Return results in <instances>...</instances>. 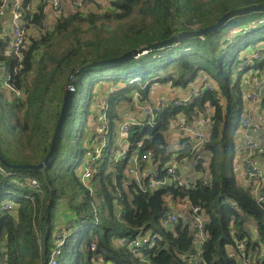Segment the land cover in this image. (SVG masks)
Returning <instances> with one entry per match:
<instances>
[{
    "label": "trees",
    "instance_id": "16d2710c",
    "mask_svg": "<svg viewBox=\"0 0 264 264\" xmlns=\"http://www.w3.org/2000/svg\"><path fill=\"white\" fill-rule=\"evenodd\" d=\"M32 1L23 0L25 27L29 36L33 30L38 34L28 36L29 49L21 56L13 52L12 37L3 32L0 22V155L12 165L43 162L76 70L182 32L202 30L231 10L264 5V0H104L94 3V11L56 16L44 32L42 20L49 4L42 0L36 8H28ZM261 13L235 17L203 38H188L120 65L80 73L53 165L39 171L4 167L5 174L0 172V204L10 201L14 208L0 213V257L4 263L50 264L59 240L54 237L64 233L57 264H193V256L198 254V231L191 225V207L196 206L202 209L205 240L201 258L206 264H238L236 254L243 245L259 262L264 254V204L257 203L252 182L239 181L233 160L239 154L238 131H247L244 120L255 116L252 121H256L259 115L264 119V96L260 112L250 114L241 83L251 71H264V53L261 59L250 62L251 52L239 58L243 51L250 47L257 50L264 41V20L245 23L246 18ZM235 30L238 33L233 35ZM241 60L248 63L238 69ZM100 69L117 74L100 82L96 76ZM202 76L215 90L201 86ZM85 87L87 98L83 101ZM174 89L187 91L188 98L168 99L164 95ZM161 97L167 102L154 118L143 116L136 108L135 104L154 105ZM176 100L181 104L175 105ZM80 110L90 118V125L87 150L76 154L84 134L75 131ZM207 113H212L214 120L210 140L193 152L179 147L174 158L172 129L182 122L192 126ZM123 122L134 123L127 154H123L126 141L120 136ZM104 125L106 145L97 157ZM135 151L140 158L150 154L149 169L158 180L171 181L169 166L178 167L177 163L187 160L195 162L194 168L209 183L197 180L191 187L173 183L144 192L128 174ZM75 156L81 159L76 161ZM87 157L94 171L84 184V167L76 169ZM31 179L39 188L28 185ZM167 197L187 202V217L180 215L177 206H169ZM63 202L71 215L68 219L65 213L56 227ZM170 214L179 216L173 227L164 225ZM253 227L257 236H253ZM146 234L150 240L144 242ZM134 248L143 253L145 262L135 256Z\"/></svg>",
    "mask_w": 264,
    "mask_h": 264
},
{
    "label": "built area",
    "instance_id": "2783aa9c",
    "mask_svg": "<svg viewBox=\"0 0 264 264\" xmlns=\"http://www.w3.org/2000/svg\"><path fill=\"white\" fill-rule=\"evenodd\" d=\"M41 0H33L32 4L34 2L39 3ZM72 3V6L75 11L83 13L85 8L88 7L91 4L92 0H70ZM50 6L53 8V11L55 12V15L57 17H62L67 14L66 8L63 5L64 0H49ZM30 4L28 8H35V6ZM10 8L11 9V33H12V50L15 54L18 56H21L24 51H27L29 49V33L26 30L25 27V13H24V2L23 0H2L0 3V19L4 16L6 10ZM50 29V23L46 14V10L44 11V18L42 20V30L44 32L48 31ZM238 33L237 30L233 31L232 34L236 35ZM264 53V45L257 48V50L253 53V55L248 59L250 62L251 60H259L263 56ZM248 62L243 60L238 63V69L244 67ZM249 76L251 78V86L249 92L246 94L247 102L250 104L251 108L257 107L260 109L261 101L264 96V71H251L249 73ZM200 84L204 89L207 90H215L214 85H212L208 79L205 76L201 77ZM195 92H192L191 94H194ZM134 98H137V94L134 96ZM166 99L164 97H161L158 99V101L154 105L150 104H135L137 110H139L143 116L145 117H151L154 118L155 114L160 112L163 107L166 104ZM106 103L105 98L101 102V109L105 110L104 104ZM175 105H180L181 103L179 101H175ZM264 119L262 116H258L256 121H252L251 119H245L243 122V126L245 130H249L257 125H264ZM134 123L130 122H123L120 127V136L123 141H126V145H124L123 148V154H127L129 152L128 147V136L131 126ZM214 125L213 120V114L207 113L199 117L195 123L192 126H186L184 122L180 123L176 126L178 133L180 134V149L186 150V151H194V150H200L209 140H210V134L211 130ZM105 125L101 128L102 133L100 135L99 141H98V151H97V157L101 155L102 149L106 145V135L103 132L105 129ZM259 148L256 143L253 141H247L239 146V154L243 159L245 160L246 164V170L248 179L253 183L254 186V194L255 198L258 204H264V190H261L264 184V171L253 162L254 156L257 155L259 152ZM138 152L135 151L132 153V164L128 169V174L132 178H134L139 184L140 189L144 192H147L148 190H156L158 188H163L166 185H171L173 183H176L179 187H191L195 183V181H190L186 178H184L180 172L178 171V167L176 164H172L169 166L168 174L171 181H161L155 178V172L150 170V164H151V158L150 154H146L143 157H139ZM143 169V172L141 170ZM94 171L93 164L89 161L86 164V167H84L83 173H82V182L86 184L88 182V179L92 177ZM0 172L2 174H5L4 166L0 163ZM142 177H145L144 179H148V185H146ZM201 180H204L205 184L207 185L209 182L206 180V178H203ZM23 185V184H21ZM29 186L32 188H39V185L35 179L29 180L28 183ZM173 199L172 197H167L166 202L170 206L168 200ZM189 205L186 202V204L183 207H180L179 209H189ZM13 205L10 201H3V203L0 204V213L2 212H11L13 211ZM92 213V212H91ZM191 213H192V228L194 230L198 231V234L196 235L197 239V248L196 251L198 254L193 256L192 262L193 264H206L205 261L201 258V246L202 243L205 240L204 236V221L202 218V209L200 206L191 207ZM94 216V214H93ZM95 217V216H94ZM179 222V216L176 214H170L166 217L164 221V225L168 227H173L177 225ZM66 238V235L64 233H60L58 237V241L55 242L54 248L52 250L51 258H50V264H57V260L61 254V248L64 244V240ZM94 249V248H92ZM132 252L135 254V256L140 257L142 261L145 262V257L141 251H138V249L134 248ZM238 264H264V254L261 255V260L259 262L255 259V254L251 251L245 250V246H241L239 248L238 252ZM0 264H5L2 260V257H0Z\"/></svg>",
    "mask_w": 264,
    "mask_h": 264
},
{
    "label": "crops",
    "instance_id": "0c3cea01",
    "mask_svg": "<svg viewBox=\"0 0 264 264\" xmlns=\"http://www.w3.org/2000/svg\"><path fill=\"white\" fill-rule=\"evenodd\" d=\"M43 1L46 2V4H49L47 7L46 14H47L49 22L51 23V21H55L56 19L55 12L53 11V8L50 6L49 0H43ZM107 1L110 2V0H106V2ZM40 2L39 3L35 2L34 4L35 8L40 4ZM95 2L103 3L104 0H92L91 4L85 8L84 13H88L90 11L96 10L97 5H94ZM63 5L66 8L67 14L75 13V10L70 0H64ZM0 21L2 23L1 27L3 29V32L8 33L12 37L11 28H10L11 27V9L10 8L6 10L4 16L0 19ZM250 52L252 53L253 50H251ZM243 57H246V55L241 56V58ZM242 88H243L244 95L246 96V94L250 90V80L247 76L245 77V82L242 84ZM186 92L187 91H183L180 89H176V90L174 89V90H169L168 92H164V95H166L168 99H172L174 97L185 99V98H188V95H186ZM246 110L247 112L253 115H256L257 113L260 112V109L257 107H253L252 109L248 102H246ZM124 112L125 111L122 110L123 114ZM254 119H255V116L254 118H252V120ZM171 134L174 135L176 139H178V143L181 142L180 134L177 132L176 126L172 129ZM247 141H253L254 143H257L260 146V151L257 153L256 156H254L253 162L259 167L264 168V156L262 155L264 153V127L257 128L254 130L238 131L237 151H238L239 146ZM180 163H185L182 169H180L179 167ZM177 164H178L179 172L184 178L190 181H197V180H201L204 178L203 173L196 171L191 161L189 162L187 160H184L183 162H179ZM233 165H234V171L236 172L239 181L242 183L247 182L249 185V182L251 181L248 179L246 164H245V160L243 159V157L237 154V156L233 160ZM261 190H264V184ZM168 202L170 206L173 205L172 207H174V205L177 206V209H179L180 207H183L186 204L185 201L175 202L173 199H169ZM66 209H67L66 204L64 202L62 204L60 203V208L58 210V213L56 215V220H55L56 227L60 226L61 223L63 222L65 213H68V219L70 218L71 214ZM256 231H257L256 227H253L252 228L253 236H257Z\"/></svg>",
    "mask_w": 264,
    "mask_h": 264
},
{
    "label": "water",
    "instance_id": "95a60500",
    "mask_svg": "<svg viewBox=\"0 0 264 264\" xmlns=\"http://www.w3.org/2000/svg\"><path fill=\"white\" fill-rule=\"evenodd\" d=\"M257 12H264V5H251L248 7L231 10V11L225 13L219 19V21L216 24L208 26L202 30L191 31V32H182L178 35L171 37L170 39H168L164 42L154 43V44H151L145 48H140L138 50H133V51L127 52L118 58H111L108 60L93 62L91 64H88V65L82 67L80 70H76L73 81L68 85L66 93L64 95L63 105H62L60 116H59V119H58V122L56 125V130H55L52 142H51V146H50V149H49L45 159L43 160V162L38 164V165H12V164H9L8 162H6L3 159V157L0 155V163L8 169H12V170H23V169H25V170H32V171H39L42 169L50 168L53 165L54 159H55V153L57 151V148H58V145L60 142L63 126L65 124V121H66V119L69 115V112L71 111L72 105H73V100H74V95H75L74 88H75L76 78L79 76L80 73L84 72L85 70L91 69V68H108V67L120 65V64H123V63L130 61L132 59H137L140 56L145 55L146 53H148L152 50L162 48V47H165L168 45L180 43V42H182L188 38H192V37L203 38L204 36L208 35L209 33L219 31L220 29H222L224 27L225 24H227L231 19H233L235 17L244 16V15H247L250 13H257Z\"/></svg>",
    "mask_w": 264,
    "mask_h": 264
},
{
    "label": "rangeland",
    "instance_id": "374dc122",
    "mask_svg": "<svg viewBox=\"0 0 264 264\" xmlns=\"http://www.w3.org/2000/svg\"><path fill=\"white\" fill-rule=\"evenodd\" d=\"M261 20H264V13H261V14H257V15H254L252 18H246V20H245V23H252V24H258ZM1 22V21H0ZM34 34H35V37H37L36 36V34H38V32H36V30H33V31H30V36H34ZM29 36V38H31ZM262 45H264V41L262 40V41H260V43L258 44V47H260V46H262ZM251 50H253V48L252 47H250V48H248L247 50H245V51H243L242 52V54L239 56V58H241V56H243V55H245L246 53H248V52H250ZM256 50H253V52L252 53H254ZM242 59V58H241ZM241 61H243V60H241ZM102 74H103V76H102ZM117 73L115 72V71H113V70H110V69H100V70H98L97 72H96V76H97V78L98 79H100L99 81L101 82L102 80H107V79H111L114 75H116ZM122 75V74H121ZM104 77V78H102V77ZM246 77V76H245ZM245 77H243V79H242V81H241V83L243 84L244 82H245ZM248 78H249V80H250V86H251V78H250V76H247ZM234 78H239V76H238V74L237 75H235V77ZM95 89H97V88H95ZM87 87H85L84 88V91H83V93H82V100L83 101H85V99L87 98ZM166 96V95H165ZM82 101V103H81V105H80V109L81 108H83V102ZM245 101L247 102V99H246V96H245ZM253 109V108H252ZM86 116V114H85V111H82V110H80V114H79V123H78V125L76 126V128H75V131L77 132L78 130H80V132H82L83 133V131H84V134L81 136V138L78 140V145L77 146H79L78 147V149L76 150V154H77V151L78 152H80L81 150H83V152H85V150H87L86 149V146H88V136L86 135V130L88 129V126L90 125V123H89V120H90V118L89 117H85ZM85 126V129L83 130V128H84V126ZM262 127H264V126H262ZM262 127H260V128H262ZM99 130V129H98ZM257 144V143H256ZM179 145H180V143H178V139H176L175 138V136L174 135H172V136H170V147H171V149L172 150H174L175 151V154H174V158H176L178 155H179V151H178V149H179ZM83 152H82V154H83ZM81 154V156H83ZM76 157V161L77 160H79V159H81V158H77V156H75ZM89 162V158L87 157L86 159L84 158V160H83V158H82V162H80V165H79V167L76 169L77 170V172L79 171V170H81V168L82 167H86V164ZM194 163L195 162H193V164L192 165H194ZM92 164V163H91ZM184 164L185 163H180L179 164V167H180V169H182L183 168V166H184ZM263 171H264V168H262V167H260ZM7 199H11V197H8ZM167 203V202H166ZM187 213H188V210L187 209H181V211H180V215L181 216H183V217H187ZM66 225H68L67 224V222H66ZM59 237V235H57L56 237H54V238H58ZM150 240V235L149 234H146L144 237H143V241L144 242H147V241H149ZM236 256H237V258H238V255L236 254Z\"/></svg>",
    "mask_w": 264,
    "mask_h": 264
}]
</instances>
